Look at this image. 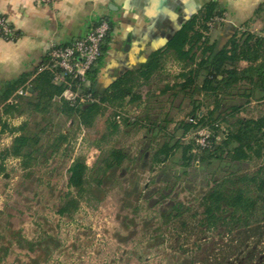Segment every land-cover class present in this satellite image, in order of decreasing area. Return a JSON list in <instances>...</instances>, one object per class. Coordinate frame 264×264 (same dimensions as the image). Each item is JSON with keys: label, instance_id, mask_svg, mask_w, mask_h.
<instances>
[{"label": "rangeland", "instance_id": "1", "mask_svg": "<svg viewBox=\"0 0 264 264\" xmlns=\"http://www.w3.org/2000/svg\"><path fill=\"white\" fill-rule=\"evenodd\" d=\"M177 68L167 62L166 93L151 96L141 108L123 104L120 112L135 122L116 132L110 125L113 108L88 131L62 116L46 126L38 115L10 122L13 128L27 122L26 132L38 136L39 151L32 169L21 171L18 161L8 159L0 175V264H264V224L231 233L224 227L208 231L202 207L216 183L254 174L261 160L235 163L226 151L212 159L204 154L203 161L197 151L188 160L176 149L165 163H152L160 149L187 145L183 126L200 102L197 92L180 90L173 79ZM215 99L204 96V114ZM243 103L220 113L224 120L212 151L233 130L238 118L230 112ZM61 132L68 135L64 143L57 141ZM12 140L9 134L0 137V154ZM112 150L122 151L126 159L105 171ZM77 156L86 160L96 200L83 202L71 217H59L68 169Z\"/></svg>", "mask_w": 264, "mask_h": 264}, {"label": "trees", "instance_id": "2", "mask_svg": "<svg viewBox=\"0 0 264 264\" xmlns=\"http://www.w3.org/2000/svg\"><path fill=\"white\" fill-rule=\"evenodd\" d=\"M261 9L257 10V15ZM216 16L221 17L222 12H216L213 4L207 5L177 30L167 42V46L155 52L139 70L118 78L105 94L97 95L92 92L90 86L95 82L98 66L105 53L102 45L101 57L93 70L88 72L86 83L82 87L84 93H91L97 99L98 103L95 104L71 106L64 100L55 102L54 100L62 95L64 88L53 84L52 74L48 70L39 72L37 69L33 76L7 83L0 92V136L7 133L13 136V140L0 154V175L5 173L4 164L8 159L18 161L21 171L32 169L36 161L35 155L39 151L38 136H31L26 132L27 122L13 128L7 122L8 119L38 115L46 126L54 118L62 116L70 122L76 120L83 130L88 131L98 118L113 108L115 111L112 112L113 119L110 125L116 132L120 125L135 122L128 118H123L120 124L116 122L117 113L123 104L139 103L141 98L137 93L138 89L154 79L166 81L168 75L167 78L163 77V73L169 60L183 71L173 79L175 81L183 79L184 82L179 88L191 91L190 94L195 93L196 82L199 79H201L199 91L213 96L230 94L232 89L247 79H251L252 86L245 90L249 93L248 97H254L257 89L264 92V38L242 32L239 37L235 35L226 46L217 49L216 44L211 43L207 36L208 23ZM15 38L14 33L13 40ZM258 60L261 62L255 68L247 72L237 71L239 62ZM46 62L47 57L41 66ZM20 89L25 90L27 96H18L16 93ZM168 89L167 84V91ZM219 108L216 106L209 113L200 115L199 108L195 107L190 118L193 122L183 126V134L208 127L213 136H216L220 132L218 124L224 120L223 115L218 112ZM67 139L68 135L61 132L57 141L64 143ZM176 149H181L186 159H195L191 144L185 146L176 144L174 148L165 147L157 151L152 159L153 165L165 163L171 152ZM211 149L212 147L200 151L202 161L205 160L204 154H207V159H212L216 158L217 151H226L232 162L261 160L263 165L252 175L224 179L216 183L204 196L202 207L205 229L210 231L224 227L231 233L236 229L247 230L264 224V114L257 119L235 120L233 130L222 135L221 143L215 151ZM125 159L122 151L112 150L104 160L103 169L109 171L119 167ZM88 173L89 168L84 156H77L72 160L68 169V192L57 211L59 217H71L78 212L83 202L96 200L94 191L88 186Z\"/></svg>", "mask_w": 264, "mask_h": 264}, {"label": "crops", "instance_id": "3", "mask_svg": "<svg viewBox=\"0 0 264 264\" xmlns=\"http://www.w3.org/2000/svg\"><path fill=\"white\" fill-rule=\"evenodd\" d=\"M209 4L226 19L207 33L217 49L242 32L264 38V0H56L48 5L40 4L39 0H0V17L10 23L16 34L12 41L0 39V92L7 83L33 76L54 46L83 39L96 25L106 22L110 31L103 43L105 53L90 86L93 93L103 95L118 78L139 70L155 52L164 49L175 32ZM259 8L262 9L257 15ZM260 62L241 61L237 71L247 72ZM177 69L175 76L183 73L179 66ZM163 74L167 78V65ZM250 81L239 83L230 94L210 95L216 101L209 112L218 106L219 114L224 111L229 114L233 103L244 101L241 108L230 114L234 113L238 119H245L249 113L258 114L264 109V92L257 89L254 97H248L245 90L252 88ZM183 82L178 80V84ZM200 88L201 79L197 80L194 92H197L195 99L200 101L195 107L202 115L201 101L209 94L199 91ZM164 91L167 92V80L154 79L143 85L137 91L141 98L137 107ZM12 120H7L10 126Z\"/></svg>", "mask_w": 264, "mask_h": 264}, {"label": "built area", "instance_id": "4", "mask_svg": "<svg viewBox=\"0 0 264 264\" xmlns=\"http://www.w3.org/2000/svg\"><path fill=\"white\" fill-rule=\"evenodd\" d=\"M55 1L39 0V3L48 5ZM225 21L224 16H216L210 20L208 27L211 28L216 23L223 24ZM109 31V24L101 22L85 38L76 40L66 46H54L50 49L46 56L47 62L39 67V72L48 70L52 74L53 84L64 88L62 95L56 98L55 102L64 100L71 106L98 103L91 93H84L82 87L86 83L88 72L93 70L101 57V48ZM13 34L14 31L10 23L4 17H0V39L12 41ZM16 94L18 96H27V92L23 89H20ZM123 118L134 121L128 115L118 112L116 122L120 124ZM192 122V119H190L189 123ZM218 139V136H213L208 127L184 135L185 143L187 145L191 144L193 147L192 153L210 149L214 140L218 141Z\"/></svg>", "mask_w": 264, "mask_h": 264}, {"label": "water", "instance_id": "5", "mask_svg": "<svg viewBox=\"0 0 264 264\" xmlns=\"http://www.w3.org/2000/svg\"><path fill=\"white\" fill-rule=\"evenodd\" d=\"M29 91H31V90H29Z\"/></svg>", "mask_w": 264, "mask_h": 264}]
</instances>
